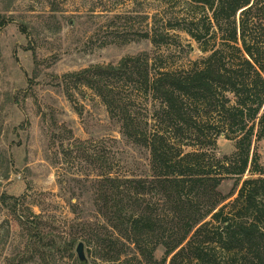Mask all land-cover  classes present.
<instances>
[{
    "label": "trees",
    "instance_id": "1",
    "mask_svg": "<svg viewBox=\"0 0 264 264\" xmlns=\"http://www.w3.org/2000/svg\"><path fill=\"white\" fill-rule=\"evenodd\" d=\"M178 1L186 10L164 31L153 23L138 35L152 53L64 75L99 97L123 135L150 153L149 178L106 169L96 179L101 222L87 241L99 258L123 264H133L132 251L139 264H264V166L252 152L264 137V0ZM171 30L203 56L176 66L162 51L184 49ZM221 136L235 143L231 154H218ZM246 172L258 177L242 181ZM228 178L242 181L229 201L219 192ZM13 199L16 211L20 197ZM75 242L48 248L73 256Z\"/></svg>",
    "mask_w": 264,
    "mask_h": 264
},
{
    "label": "rangeland",
    "instance_id": "2",
    "mask_svg": "<svg viewBox=\"0 0 264 264\" xmlns=\"http://www.w3.org/2000/svg\"><path fill=\"white\" fill-rule=\"evenodd\" d=\"M185 10L178 0H0V264H17L22 252H28L22 264H81L80 241L88 264L126 261L99 258L87 241L101 222L96 179L106 169L149 178L150 153L123 135L99 97L64 75L152 53L151 41L138 35L153 23L164 31ZM171 33L184 49L162 51L176 66L203 56L187 34ZM234 150L233 141L219 138L220 156ZM254 151L264 166V137ZM257 177L246 172L242 181ZM242 181L236 187L225 179L219 192L233 195L229 201ZM13 197H20L16 211ZM71 238L73 256L48 248ZM129 253L128 261L139 264ZM163 253L159 247L155 258Z\"/></svg>",
    "mask_w": 264,
    "mask_h": 264
},
{
    "label": "water",
    "instance_id": "3",
    "mask_svg": "<svg viewBox=\"0 0 264 264\" xmlns=\"http://www.w3.org/2000/svg\"><path fill=\"white\" fill-rule=\"evenodd\" d=\"M76 253L81 264H88V260L85 253V244L80 241L76 247Z\"/></svg>",
    "mask_w": 264,
    "mask_h": 264
}]
</instances>
